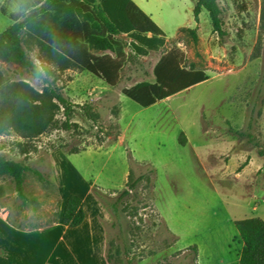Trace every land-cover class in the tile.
Returning <instances> with one entry per match:
<instances>
[{"label": "rangeland", "instance_id": "374dc122", "mask_svg": "<svg viewBox=\"0 0 264 264\" xmlns=\"http://www.w3.org/2000/svg\"><path fill=\"white\" fill-rule=\"evenodd\" d=\"M144 1L164 9L177 4L182 13L197 4V0ZM216 5L224 39L213 32L204 10L198 24L192 15L188 22L184 13L180 23L188 28L168 37L173 39L164 38L158 52L142 57L132 49L136 36L112 35L97 19L95 4L63 15L51 27L44 25L40 40L30 35L20 39L34 72L18 60L0 57V112L22 110L21 99L33 107L37 94L42 97L39 101L58 105L51 91L74 111L69 120L72 129L66 131L67 118L58 105L51 111L58 124L36 138H26L0 120V158L23 162L31 169L24 182L26 201L19 198L10 179L0 176V209L12 223L44 229L56 215L61 219L64 196L89 194L86 208L95 222L90 220L86 228L93 231L92 225L101 224L105 231L114 221L109 207L126 189L130 171L135 181L152 169L153 188L146 181L141 183L138 195L132 194L120 205V209L126 205L141 209L138 217L123 213L133 264L239 263L242 244L235 222L264 221V156L236 136L246 130L260 96L253 135L264 149V0H216ZM17 13L22 22L27 13L22 9ZM129 15L140 16L133 9ZM10 25L0 17V33ZM142 25V34L150 38L153 28L146 21ZM161 60L162 79L170 88L202 76L207 81L143 109L123 91L139 83L154 85V69ZM137 95L144 99V93ZM14 115L19 121L20 112ZM75 148L85 151L69 155ZM25 149L30 151L28 156L22 154ZM164 225L176 239L169 249L162 243L172 239L162 236ZM86 228L66 234L54 231L52 242L63 236L69 245L52 256L59 258V264H83L77 252L86 249L78 244ZM117 237L118 228L111 227L112 253L117 246L122 251ZM98 239L89 242L93 253L89 264H107L106 231L101 247ZM192 247L197 254L189 257Z\"/></svg>", "mask_w": 264, "mask_h": 264}, {"label": "trees", "instance_id": "16d2710c", "mask_svg": "<svg viewBox=\"0 0 264 264\" xmlns=\"http://www.w3.org/2000/svg\"><path fill=\"white\" fill-rule=\"evenodd\" d=\"M95 4L98 5L97 19L103 27L111 32L112 35L136 36L132 38L134 43L132 49L140 56L147 57L149 52H158L159 49L164 46V35L146 16L138 11L137 7L131 0H39L35 6L25 10L27 15L23 18L22 22H20V20L13 21V25L0 34V57L6 60H18L25 67L34 72L35 69L32 61L19 46L20 39L24 35H30L31 37H35L40 40L43 36L44 25H46V27H51L57 19L61 18L63 15H72L74 12L84 9L87 5ZM131 9L136 10L139 13L140 16L137 19L129 15V11ZM201 10H204L209 15L213 32L217 34L219 38L224 39L226 33L222 29L223 26L220 20V13L216 5V0H197L194 10V19L197 24ZM142 21H146L153 28L150 38H146L142 34ZM40 44L44 46V42L40 41ZM163 65L164 60H161L154 69V76L156 79V83L154 85L149 83H139L131 90L123 91V95L139 107L148 109L166 99L207 81V78L202 76L189 82L185 86L174 89L170 88L162 79L161 71ZM104 81L110 86L115 85V81L108 79H104ZM139 92L144 93V99H140L138 97L137 93ZM51 94V99L53 98L57 101L58 105L63 109L64 116L67 118V121L63 124V128H65L66 131H70L73 126L69 123L72 113L74 112L72 105L56 93H52L51 91ZM46 95L48 98L50 97L49 94ZM36 96L38 97V101L35 102V106L32 107L31 105L27 107L25 105L26 100L21 99L22 110H12L9 112L5 108L0 112V120L8 128L14 127L26 138H36L42 136L50 130L54 124H58L54 121V118L51 115V111L54 108H58V105H53V107L48 101H39L42 97L38 94ZM259 99L260 96L256 98V102L250 111L246 130L237 132L236 136L239 141H246L248 145H253L255 149L259 150V155L263 157L264 149H262V147L256 142V138L253 135V124L256 114L255 110ZM43 100H45V98H43ZM26 108L29 110H26ZM18 111L20 112V119L19 121H16L14 113ZM26 112H29V114ZM24 113H26V115ZM87 114L88 116H91V114ZM103 140H105V138ZM181 143L182 145L185 144L183 141ZM27 149H25L22 153L24 156H28L30 154V151ZM53 150L55 151L57 149ZM83 151L85 150L75 148L69 152V155H77ZM30 171V167L25 165L23 162L17 163L0 158V176L10 179V181L14 184L15 191L17 192L19 198L23 201L27 200L24 195L25 176ZM35 174L42 179H50V177L42 176L39 172H36ZM153 177L154 171L149 169L146 171V174H142L135 181H132L133 170H131L127 177L125 186L126 189L119 195L116 202L109 207L111 216H113L114 219L111 227L112 230L118 228L119 237H117V240H119L122 244V251L121 248L117 246L114 253H112V249H114V241H109L111 227L109 229L105 228L107 240V264H123L125 261H127L128 264H133V262H135V260H133L135 258L130 257V253L127 251L128 240L126 236L125 223L123 222V213L125 214L127 212L130 216L138 217L141 209L138 207H131L129 205L123 206L120 209V205L125 203V200L129 199L132 194L134 196L138 195V187L141 183L146 181V183L153 188ZM84 220L85 212L83 200L78 196L69 197L63 210L62 224L69 229H76L83 224ZM7 222L14 228L24 232H32L41 229L36 227L22 228L21 226H17L12 223L9 217H7ZM59 222L60 216L56 215L55 219L49 222L45 227ZM235 227L239 240L242 244L238 264H264V221L257 218L246 219L235 222ZM164 235H166V237L171 236L172 238L171 240H168L167 238L162 240L165 249L172 248L176 239H174V236L169 232L166 226L163 228L162 236ZM188 252L189 257L193 255L196 256L197 248L192 247L188 250ZM195 261L196 258H193V262Z\"/></svg>", "mask_w": 264, "mask_h": 264}, {"label": "crops", "instance_id": "0c3cea01", "mask_svg": "<svg viewBox=\"0 0 264 264\" xmlns=\"http://www.w3.org/2000/svg\"><path fill=\"white\" fill-rule=\"evenodd\" d=\"M38 1L39 0H0V17L9 20L11 22L10 26H12L14 23L13 21L20 20V17H18L19 13L15 15V11H20L21 9L25 11L26 9L35 6ZM131 1L140 13L146 16L161 32L164 31L166 33L164 37L167 40L173 39L180 31L188 28L184 24L180 23L184 13H187L189 16L188 22H190L191 15L194 19L196 4L195 6H190L187 9L188 12L182 13L179 5L177 4L167 5L168 9H164L161 5L157 7H151L150 5L147 6L144 0ZM7 9L11 11L7 13ZM10 26H8L6 30ZM171 36H173V38H168ZM71 196V194L64 196L62 200L63 210L67 200ZM81 198L84 202L85 220L83 224L76 229V232L86 228L90 220H94L95 222V216L90 218V210L86 208V203L89 199H91V196L87 194ZM92 204L94 205V202ZM90 207L91 205L89 208ZM62 216L58 224H52L35 232H23L14 228L7 222L6 214L2 209H0V251L2 253L0 256V264H59V258L54 259L52 257L55 255V251L59 250L61 247H64L65 249L69 248L68 244H64L62 240L63 236L60 241L56 243L52 242L54 231L61 230L63 234L70 231L69 228L62 224ZM99 221L104 222L103 219H100ZM92 226L93 233L100 238L98 239L97 246L101 247L103 242H105L104 227H102L103 225L101 224H94ZM46 249H49L50 252L46 253Z\"/></svg>", "mask_w": 264, "mask_h": 264}, {"label": "bare ground", "instance_id": "6f19581e", "mask_svg": "<svg viewBox=\"0 0 264 264\" xmlns=\"http://www.w3.org/2000/svg\"><path fill=\"white\" fill-rule=\"evenodd\" d=\"M80 235H81L79 237L80 241L78 242H82V243H78V244H83V247L86 249L77 252L78 253L77 259L80 263L83 262V264H89V262L93 260V256H92L93 253L90 251V249H88L90 246L89 242L91 239H96L97 235L93 233V231L89 230V228H86V230L84 232H81Z\"/></svg>", "mask_w": 264, "mask_h": 264}]
</instances>
